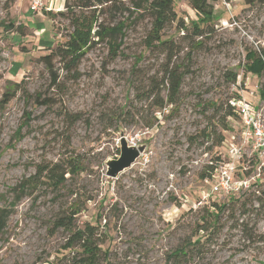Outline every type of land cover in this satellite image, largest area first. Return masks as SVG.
I'll return each mask as SVG.
<instances>
[{
	"label": "rangeland",
	"instance_id": "374dc122",
	"mask_svg": "<svg viewBox=\"0 0 264 264\" xmlns=\"http://www.w3.org/2000/svg\"><path fill=\"white\" fill-rule=\"evenodd\" d=\"M42 1L33 10L32 0H0V206L13 207L0 264H80L65 248L68 231L53 226L73 205L81 208L73 228L94 226L99 264H164L170 250L197 237L202 244L182 264H264V166L256 185L233 194L210 193L212 176L201 177L217 156L228 158L220 135L238 137V115L225 116L231 97H244L264 117V71L244 69L251 63L246 49H264V0H216L201 36L191 33L189 0H172L175 19L162 31L174 43L171 55L147 47L152 17L131 0ZM94 13L104 26L121 23L123 34L94 38L71 70L55 59L58 80L51 84L39 57L67 39L72 17ZM168 63L183 74L172 103ZM7 92L13 96L4 104ZM120 133L146 148L110 177L105 162L119 155ZM68 159L81 169L66 173L62 186L41 175L19 186L37 165L67 166ZM216 203L225 208L212 230Z\"/></svg>",
	"mask_w": 264,
	"mask_h": 264
},
{
	"label": "trees",
	"instance_id": "16d2710c",
	"mask_svg": "<svg viewBox=\"0 0 264 264\" xmlns=\"http://www.w3.org/2000/svg\"><path fill=\"white\" fill-rule=\"evenodd\" d=\"M119 1L120 0H95V3H93V5H102L106 3L115 5ZM132 1L136 10L142 8L147 11L148 14L152 17L151 27L145 39L147 47L161 46L163 47V49H169L168 52L171 55V53H173L174 43L169 38H163L162 31L167 23L175 19V13L172 9V0H131V2ZM215 1L216 0H189L190 7L196 13V19L190 21L191 33L193 35L201 36L205 32L204 28L210 26L209 24L214 18L212 3ZM247 1L254 2V0ZM96 20V13L88 16L77 15L75 17H72L70 22L73 28L69 32L67 39L62 44L51 49L49 53L41 55L39 57V60L44 64L46 71L50 75L51 84L56 85L58 80V73L53 63L55 59L58 58V61L61 62L63 66H65L68 70H71L77 66L78 62L85 52V49L90 46L91 43L95 42L94 38L100 40L106 36L112 37L116 34H123L122 29L124 26L121 23H116L113 26H104L101 22L96 23ZM94 23H96V28H93ZM181 28L186 29L183 24H181ZM118 45V43H112L111 49ZM195 46L197 45L195 44ZM245 59L246 62H248L247 60L251 61L250 64L248 63L244 65L245 71L256 74L257 76H261L262 72L264 71V49H262L261 52H257L255 49H246ZM179 70L180 68L177 65L171 66L170 63H168L164 68V72L166 73L165 78L169 86V93L167 95L166 103H172L175 95L178 92L183 75ZM226 77L228 81L235 83L237 74L234 72H230L226 75ZM19 84V82L15 83L16 86ZM259 94L260 96L264 97V85L260 86ZM12 96V92L4 93L1 101L6 104ZM38 96L39 94H37L36 97L38 98ZM229 100L226 107L225 116H228V118L231 119L237 118L235 109L229 103ZM43 103L46 104L47 102L43 101ZM156 104L159 106H164L163 99H159ZM73 117L74 120L78 118L75 117V115H73ZM225 128L228 129V127ZM224 140L225 138L223 139V136L220 135V137L218 138V144L220 142L221 144H223ZM221 159V156H217L215 158L216 162L220 161ZM65 164H67V166H63L62 162L58 161L55 163L37 165V172L23 179L19 183V186H21V189L23 190L24 187H29V184L35 183L37 178L41 175L47 180H50L54 184V186L58 188L64 184L66 180V173L74 174L81 169V166L76 163L74 159H68ZM214 166V163L208 165L207 171L202 173L201 177L206 179L207 177L212 176ZM248 172L250 171H246V173ZM256 183L257 181L253 184L256 185ZM234 200L235 199H231L230 202H237ZM244 202L245 201H243V203ZM11 204H15L14 201H12ZM12 208L13 207L0 206V238L6 227ZM224 208L225 205H221L220 203L214 204L213 211H210L209 213L211 217L210 229L215 230L219 213ZM69 210L71 212V215H61L53 221L54 228H63L69 233V240L67 241L65 248H72L74 250V256H81L78 259V262L80 264H99L98 258L101 249L93 238L94 226L86 224L84 228H73L72 218H74L73 216L81 211V208L77 205H73ZM245 212L246 211L243 210V213ZM202 242L203 241H201V239L197 237L193 241L188 240L183 245L170 250L167 254L164 264H182V261H184L189 256L192 250L195 247L200 246Z\"/></svg>",
	"mask_w": 264,
	"mask_h": 264
},
{
	"label": "built area",
	"instance_id": "2783aa9c",
	"mask_svg": "<svg viewBox=\"0 0 264 264\" xmlns=\"http://www.w3.org/2000/svg\"><path fill=\"white\" fill-rule=\"evenodd\" d=\"M42 0H32L31 8L36 10L43 6ZM264 46V43H263ZM229 103L234 107L240 131L238 137L231 134L223 144L227 146L228 158L215 163L210 186V193L233 194L247 189L257 181L259 170L264 166V117L262 109L255 107L244 97H232ZM236 139L239 141L236 142ZM134 144V143H132ZM135 145V144H134ZM248 152V163L243 162ZM250 163V165H249ZM252 170L248 173L250 168Z\"/></svg>",
	"mask_w": 264,
	"mask_h": 264
},
{
	"label": "water",
	"instance_id": "95a60500",
	"mask_svg": "<svg viewBox=\"0 0 264 264\" xmlns=\"http://www.w3.org/2000/svg\"><path fill=\"white\" fill-rule=\"evenodd\" d=\"M145 148L146 144H129L126 138L121 135L119 138V155L105 162L106 175L116 177L124 169L128 168Z\"/></svg>",
	"mask_w": 264,
	"mask_h": 264
}]
</instances>
